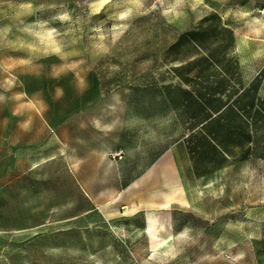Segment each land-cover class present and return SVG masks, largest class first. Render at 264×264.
Returning <instances> with one entry per match:
<instances>
[{"label":"rangeland","instance_id":"374dc122","mask_svg":"<svg viewBox=\"0 0 264 264\" xmlns=\"http://www.w3.org/2000/svg\"><path fill=\"white\" fill-rule=\"evenodd\" d=\"M0 264H264V0H0Z\"/></svg>","mask_w":264,"mask_h":264},{"label":"trees","instance_id":"16d2710c","mask_svg":"<svg viewBox=\"0 0 264 264\" xmlns=\"http://www.w3.org/2000/svg\"><path fill=\"white\" fill-rule=\"evenodd\" d=\"M196 35V31L194 30H189L185 33V36L188 37L190 40H193V38ZM183 90V89H182ZM212 93H208L207 94V98L203 97L204 99V104L206 106V108L211 112V113H216L218 112V110H220V108H222V106L224 105V102L219 103V105L217 107H211V105L209 104L210 100L214 97H212ZM222 150V149H221ZM224 152V151H223ZM224 153H226L228 155V153L225 151Z\"/></svg>","mask_w":264,"mask_h":264},{"label":"bare ground","instance_id":"6f19581e","mask_svg":"<svg viewBox=\"0 0 264 264\" xmlns=\"http://www.w3.org/2000/svg\"><path fill=\"white\" fill-rule=\"evenodd\" d=\"M158 244V243H157ZM156 246V245H155Z\"/></svg>","mask_w":264,"mask_h":264}]
</instances>
